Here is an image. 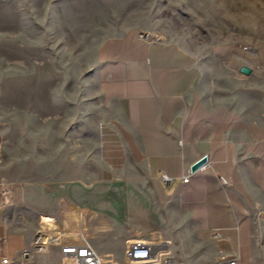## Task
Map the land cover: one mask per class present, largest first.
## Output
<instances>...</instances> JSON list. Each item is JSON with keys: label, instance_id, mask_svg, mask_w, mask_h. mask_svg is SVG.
<instances>
[{"label": "crops", "instance_id": "0c3cea01", "mask_svg": "<svg viewBox=\"0 0 264 264\" xmlns=\"http://www.w3.org/2000/svg\"><path fill=\"white\" fill-rule=\"evenodd\" d=\"M95 59L100 180L129 186V226L120 244L154 237L170 245L187 224L216 248L218 264L234 256L236 264H256L254 214L264 216V45L222 42L196 53L132 27L103 38ZM2 140L0 130V147ZM204 156L207 162L192 170ZM27 193L25 185L0 179V264H74L50 244L62 237L54 232L56 216L42 219ZM63 222L88 235L80 212L66 210Z\"/></svg>", "mask_w": 264, "mask_h": 264}, {"label": "rangeland", "instance_id": "374dc122", "mask_svg": "<svg viewBox=\"0 0 264 264\" xmlns=\"http://www.w3.org/2000/svg\"><path fill=\"white\" fill-rule=\"evenodd\" d=\"M132 27L196 53L222 42L264 45V0H0V179L25 185L36 213L56 216L59 236L98 250L96 241L126 246L129 186L100 180L95 49ZM66 210L85 216L88 235L76 222L74 233L65 229ZM253 222L256 264H264V216ZM183 231L168 264H218L212 244L187 224Z\"/></svg>", "mask_w": 264, "mask_h": 264}, {"label": "built area", "instance_id": "2783aa9c", "mask_svg": "<svg viewBox=\"0 0 264 264\" xmlns=\"http://www.w3.org/2000/svg\"><path fill=\"white\" fill-rule=\"evenodd\" d=\"M162 177L166 181L171 180L167 174H163ZM183 180L188 181L189 174L183 176ZM213 235L217 236L219 232L215 230ZM56 245L60 247L63 255L73 259L74 264H168L170 261L169 242L154 237L129 239L123 250L125 262L119 260L115 253L98 250L89 239L83 237L71 238L70 236H64L60 238ZM237 260L238 256H234L228 260L227 264H236ZM8 262L9 258L3 259V263L7 264Z\"/></svg>", "mask_w": 264, "mask_h": 264}, {"label": "water", "instance_id": "95a60500", "mask_svg": "<svg viewBox=\"0 0 264 264\" xmlns=\"http://www.w3.org/2000/svg\"><path fill=\"white\" fill-rule=\"evenodd\" d=\"M240 71L245 73V74H249L251 72V69L247 66H242ZM206 162H207V157L204 156V157L200 158L198 161H196L192 165L191 169L196 170V169L200 168L201 166H203Z\"/></svg>", "mask_w": 264, "mask_h": 264}, {"label": "bare ground", "instance_id": "6f19581e", "mask_svg": "<svg viewBox=\"0 0 264 264\" xmlns=\"http://www.w3.org/2000/svg\"><path fill=\"white\" fill-rule=\"evenodd\" d=\"M59 240H60V237L58 238V240L57 241H53V242H51L50 244H56L57 242H59ZM128 241V240H127ZM40 249H43V250H46L47 249V246L46 247H43L41 244H39V245H37ZM64 256H66V255H64ZM66 257H69V256H66Z\"/></svg>", "mask_w": 264, "mask_h": 264}]
</instances>
